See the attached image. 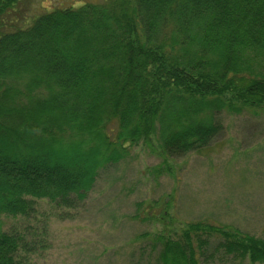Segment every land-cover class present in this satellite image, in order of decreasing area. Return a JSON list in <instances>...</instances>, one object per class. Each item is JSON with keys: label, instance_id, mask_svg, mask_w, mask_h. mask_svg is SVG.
<instances>
[{"label": "trees", "instance_id": "16d2710c", "mask_svg": "<svg viewBox=\"0 0 264 264\" xmlns=\"http://www.w3.org/2000/svg\"><path fill=\"white\" fill-rule=\"evenodd\" d=\"M23 1L0 0V264L34 250L3 214L29 217L40 198L72 207L119 147L183 155L221 131L222 109L264 108V0H79L22 17ZM209 230L264 262L263 238L196 222L157 236L160 263L201 264Z\"/></svg>", "mask_w": 264, "mask_h": 264}, {"label": "rangeland", "instance_id": "374dc122", "mask_svg": "<svg viewBox=\"0 0 264 264\" xmlns=\"http://www.w3.org/2000/svg\"><path fill=\"white\" fill-rule=\"evenodd\" d=\"M76 1L24 0L15 13L24 17L41 5ZM98 87L104 99L112 89ZM216 119L222 129L209 145L183 155L163 156L144 139L119 147L120 157L96 169L90 190L74 206L37 199L29 217L3 214V230L26 234L34 249L23 250L29 264H161L157 236L176 238L196 222L264 239V108H225ZM91 138L99 141L96 133ZM202 238L201 264H264L228 253L215 230ZM193 245L197 252L198 239Z\"/></svg>", "mask_w": 264, "mask_h": 264}]
</instances>
